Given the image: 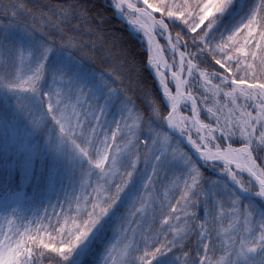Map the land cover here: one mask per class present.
Here are the masks:
<instances>
[{
    "label": "snow or ice",
    "instance_id": "1",
    "mask_svg": "<svg viewBox=\"0 0 264 264\" xmlns=\"http://www.w3.org/2000/svg\"><path fill=\"white\" fill-rule=\"evenodd\" d=\"M142 2L144 7L141 8L129 0H112L118 12L122 13L126 6L136 14L135 20H129V23L134 24L135 30L147 37L150 47L154 43V31L157 28L163 30L159 35L168 30L165 15L170 20L175 18L173 24L182 20L188 32L196 35L191 37L195 51L189 52L185 45V51L179 53L181 69L187 53V70L189 76H192L198 69L195 58L207 52L228 76H222L218 71L210 74L200 71V77L206 78V83L208 79L217 76L220 77V85L230 82L231 91L224 92V95L231 97L233 105H236V93L251 102L242 108L237 106L240 117L235 121V129L231 126L221 128L219 122L217 128L212 129L196 120V124H199L197 131L208 128V139L212 132L219 130L226 141L238 138L240 147H233L229 143L228 147L222 148L217 143L216 151L211 152L201 151L191 139L189 142L200 153L205 166L211 167L208 161H223L222 171L245 197L252 194L255 186L251 181L245 184L238 179L230 166L235 164L237 169L246 170L258 183L255 196L264 200V170L258 171L253 157V152L264 148V0H195L194 3L184 0L182 4L172 0ZM21 12L35 19L25 0H17L13 17ZM155 12L160 13L159 19L153 16ZM85 14L86 9L75 4L40 12V19L47 21L61 34L59 45L43 33L38 38L31 28L22 29L15 39L7 33L0 35V57L3 58L0 67L14 68V72H9L6 77L0 76V94L5 102L25 114L33 130L47 131L50 151L57 158L65 160L74 175L79 174L81 187L85 189L83 195H73L63 203L58 202L60 212L55 211L56 206H53L52 214H48L45 209L44 216L29 222L35 223L34 229L29 226H25L23 231L13 229L14 221L8 219L9 231L0 228V236H3L0 239V264H39L44 259H52L48 253L55 255L58 264H90L89 257L94 246L103 239L111 226L119 222L121 230L127 231L124 224L129 217L145 213L149 203L143 193L153 182V175H158L165 168H177L181 172L176 181L179 198L175 204L167 205L170 213L183 212L187 216L190 214V206L199 207L203 200L207 206L206 218L210 216L214 224L220 225L216 228L217 237L229 233L225 239L219 240V249L223 254L216 259L217 246L209 243L212 239L211 231L206 223H200L196 233L199 237L197 258L193 264H264V206H260L257 211L254 202H246L235 191L226 192V201L225 196L215 190L219 187L218 183H206L198 165L188 154L173 147L168 135L152 140L155 147L145 154L144 168L138 167L140 158L137 145L144 143L147 146L148 140L140 138L134 142L135 132L132 129L143 127V114L135 107L131 97L121 99L119 90L110 87L103 76H90L75 56L74 50L80 47V42L66 32L70 25L78 30L79 22ZM202 26V31L197 33ZM181 39L179 32L175 42L169 37L173 52L179 51ZM149 63L158 67L160 61L150 57ZM241 71L244 75H237ZM173 79L176 81V96L171 94L167 85L163 88V94L172 109L164 119L169 129L176 130L179 125L173 113L182 97L185 81L180 78L179 72L173 73ZM161 84H164L163 80ZM220 85H213L217 92L221 90ZM116 101L120 104L124 126L132 133L122 145L116 142L121 121L113 120L116 130L111 131L110 138L101 124V118L106 117L108 109ZM192 103L195 119V100ZM248 108H255V115ZM149 109L151 116L147 124L151 132L155 131L151 125L154 118H159V109L154 103L149 104ZM183 131L181 129V135ZM205 139L201 136L202 141ZM204 147L207 149V144ZM25 169L26 177L30 179V160L26 162ZM180 181H183L182 187ZM137 204L140 206L137 207ZM191 214L195 215L194 212ZM175 219H179V216ZM224 219L228 220L227 228H223ZM161 223L169 225V218H163ZM169 231L172 232L171 239L156 240L151 244V238L145 235L144 248L139 255H133L140 253L138 245L133 248L132 243L124 244L122 252L127 257L124 264H188L186 259L181 261L175 255L174 249L182 245L193 228L187 226L176 229L170 226ZM157 235L166 236V233ZM201 247L203 252L199 251ZM115 248V244L104 247L103 264L113 259ZM184 256L187 257L188 253H184Z\"/></svg>",
    "mask_w": 264,
    "mask_h": 264
},
{
    "label": "trees",
    "instance_id": "2",
    "mask_svg": "<svg viewBox=\"0 0 264 264\" xmlns=\"http://www.w3.org/2000/svg\"><path fill=\"white\" fill-rule=\"evenodd\" d=\"M25 2L28 8L32 10L35 19H33V16L27 15L24 12L13 17V9L17 7V0H0V35L7 33L15 39L17 35L21 34L22 29L31 28L35 31L38 38L43 33L48 39L55 40L57 45H59L61 43V34L51 24H48L47 21L40 19V12L69 4H75L78 7L86 9L85 17L79 22L80 27L78 30L71 25L66 28V32L80 42V47L74 50L76 58L90 76L97 78L103 76L110 87L118 89L121 99H124L126 96L131 97L135 107L143 114L145 123L140 128L141 131L145 132L147 126H149L147 121L151 116L149 109L150 103H154L159 109V118H154L153 127L165 130L162 121L168 115L169 110L150 71L148 53L144 44L134 37L127 25L116 18L115 11L111 7L109 0H25ZM164 20L169 25L168 29L173 39H176L178 32L180 33L182 37L180 41L182 44L181 49L185 51V45H187L189 52L195 51L191 37L196 35V33L188 32L187 27L181 20H177L173 24L172 21L175 19L172 18L170 20L166 15L164 16ZM74 23H76L75 20ZM202 29L203 26L197 30V33L202 31ZM10 63L11 60L9 59ZM195 63L198 65L199 72L206 71L210 74L218 71L222 76H228V73L220 69L215 64L212 56L207 52L202 57L195 58ZM233 72L235 73L234 68ZM110 73L111 75H109ZM237 75L243 76L244 74L239 72ZM205 79L199 78L196 75H193L190 79V91L198 99L199 103L200 121L216 128L219 122L221 128L231 126L235 129V121L240 117V111L237 110V106L242 108L251 102L245 101L239 97V93H236L237 101L236 105H233L231 97H225L224 95V92L231 91L232 85L230 82L225 85H220L219 76L208 79L207 83ZM213 85H220L221 90L217 92ZM209 109L215 111L214 116L209 112ZM109 110L110 115L120 117L119 101H116L113 106H110ZM247 110L251 111L253 115L256 113L255 108H248ZM14 114L16 113L14 112ZM14 114L8 113L5 110L0 111V188H7L9 189L8 195H14L21 186H24L26 196L28 195L30 199L37 200V198L41 197L47 191L52 180L55 179L56 183L61 179L67 181L72 168L68 164H65L64 161H58L56 156L50 151L47 142L49 137L47 131L44 129H41L27 141L29 144L27 146V157L22 154L16 155V147L10 145L11 137L8 141H4L5 136L7 138L15 133L11 131V128L17 124L19 126L18 118L15 121L16 115ZM10 118H12V122H10ZM257 128L256 135L258 136L259 125ZM21 136L25 138L24 134ZM169 137L173 142L175 140L178 141L170 135ZM229 142L233 146H241L238 138H232ZM180 146L183 150H186L181 144ZM253 157L256 164L263 169L264 148L260 151L253 152ZM29 160L32 162L30 179L26 177L25 169L26 162ZM199 168L205 177V181L208 182L214 177L212 171L208 168H202L200 166ZM161 173L162 170L159 171L152 183V193L158 192L163 183L161 182ZM74 180H76L75 175L69 179V182L72 185L71 189L76 191L81 186V181L80 179L78 181ZM83 194L84 191L82 190L81 195ZM178 198L179 196L177 195L175 200H173V204H175ZM256 204L259 207L264 206L260 201H256ZM73 206L75 207L74 204ZM194 212L196 217L194 218L195 222L192 226L195 229L184 240L182 245L174 249V253L180 254L181 256H184V253H188L187 257L184 256L188 264H193V260L197 258L199 237L196 233L197 229H199V224L204 222L210 228L209 216L206 218L207 206L203 200H201L199 207ZM111 233L112 231L109 228L105 232L103 239L94 246L92 255L89 257L90 264L97 263V255L103 244L111 236ZM124 238L125 236L122 239V247ZM160 238L157 240H160ZM199 251L203 252L202 247ZM47 255L52 257V259H44L39 261V264H58L54 254L48 253ZM117 264L119 263L117 262Z\"/></svg>",
    "mask_w": 264,
    "mask_h": 264
},
{
    "label": "rangeland",
    "instance_id": "3",
    "mask_svg": "<svg viewBox=\"0 0 264 264\" xmlns=\"http://www.w3.org/2000/svg\"><path fill=\"white\" fill-rule=\"evenodd\" d=\"M130 2L137 3V6L138 7L140 6V4L138 3L137 0H131ZM152 2H156V0H152ZM172 2L182 4V3H184V0H172ZM194 2H195V0H189V3H194ZM111 6H113L112 3H111ZM197 11H198V9H197ZM157 13H159V12H157ZM122 17L128 23H129V20H135V18H136V16L134 14L128 13L125 11L122 12ZM135 28H136V26L132 25V29H135ZM157 32H159V33L162 32V29L157 28ZM142 41L144 43L146 51H148V57L150 60L152 51H151L149 45L147 44V41L143 38H142ZM160 46L163 49V53H164L169 65H170V67L172 68L171 70H173L174 72L178 71L179 67H180L178 55H175L163 40H160ZM178 47H179V49L182 47L181 42H180ZM2 59L3 58L0 57V60H2ZM9 59L11 60V58H9ZM149 68H150V71L152 72L154 78L156 79L157 76H156L155 67L150 65V63H149ZM187 68H188V66H187L186 62L184 61L183 68L181 69L183 80L185 81V83H184L185 86H184L183 91L185 93L189 92L190 94H192L190 91V86H191L190 79L197 72H194V74L192 76H189ZM9 72H14V68L8 67L5 69L3 67H0V76L6 77ZM241 73L244 74L243 71H241ZM161 80L164 81V84H161ZM161 80L159 82L160 92L163 93L164 85H167L169 88V91L174 94L175 93L174 83L169 79V77L164 75L163 78H161ZM157 81H158V79H157ZM162 98L165 101V103L167 104V107L170 108V105L167 103V98L164 96V94L162 95ZM73 102H74V99H73ZM9 104L10 103L5 102L3 95L0 94V111L5 110L8 113H12V114H14V112H15L16 113V114H14V115H16L15 121H16V118H18V123H19V126L17 124L11 128V131H13L15 133L12 136H9L7 138L5 136L4 141H8L9 138L11 137L10 145H14L16 147V149H17L16 155L22 154L23 156L27 157V150H28L27 146H29L27 141H29V139L32 136H34L37 132H39L40 130L39 131L33 130L31 125L28 124L27 119H25V114L17 111L11 104L10 105ZM190 109H191V103L185 99L181 100V103H180L178 110H177L179 113L181 121H180V123L178 121H176V123L179 125L177 130L181 132V129H183L184 130L183 135L186 137H189L202 150L201 144H200V131H197L198 127L194 124V122L190 116ZM196 111H197V119L199 120L200 119L199 107L197 108ZM211 114H212V116H214L215 111H211ZM113 120H120L121 121V127H120V131L117 134V141L116 142L122 145L124 143V141L132 135V133L129 132V129L124 126V121L121 119V116L118 117L115 115H110V110L108 109L106 117L101 118V124L104 126V130L107 131L109 138L111 137V131L116 130V125L114 123H112ZM12 121H13L12 118H10V122H12ZM92 123L94 124L95 121H92ZM128 123L131 124L132 121L129 120ZM49 126L52 127L51 124H49ZM208 126H211V125H208ZM151 127L153 129H155V131L150 132L149 126H147L145 132L141 131L140 128H133L132 129V131L135 132V137L133 138L134 142L140 138L148 140L147 146L144 143H139L137 145L138 152H139V158H140L139 163H138V167L141 169L144 168L143 160H144L145 154L148 153L150 149H153L155 147V145H153V143H152V140L158 139V138L162 139L164 135H168L165 130L156 129V127L154 128L153 125H151ZM213 127H211V128H213ZM97 131L100 132L101 129L98 128ZM157 132L159 133V137H157ZM202 132H203L202 133L203 137L206 138L204 140V144H207V146L209 148L216 151L215 145L217 143L221 144L222 148H226L223 145L222 138L220 137V134L218 132H215V131L212 132L210 139H208V136H209L208 128L203 129ZM22 134H24L25 138H23L21 136ZM169 143L173 147L178 148L181 152H184L191 157V155L188 151L183 150L181 148L178 141L175 140L173 142L171 139H169ZM228 143H230V142L228 141ZM56 159L58 161H64L65 164H68L63 159H60L57 157H56ZM191 159L193 160L192 157H191ZM193 162L196 163L198 165V167L200 166L202 168H208L209 170L212 171L214 177L210 181L218 183L219 187L215 190L218 191L221 195H224L226 201H227L226 192L235 191V192L239 193L242 198H245L246 202H254V204L257 206V211L259 210V206L256 204V201H260L264 205V200H262L258 197L257 198L253 197V196H255V190L257 188H256V184L252 180H250L249 178L238 174L237 172H235L232 169V171L237 175L238 179H241L245 184H248V182L251 181L252 184L255 186V189L252 192V194L245 197V194L240 193L239 188L233 184L231 178L226 173H224L222 171V169H223L222 165L214 163V162H209V163H207L208 165H211V167H209V166H205V162H200V161H197L195 159L193 160ZM257 168H258V171L264 170V168L262 169L258 165H257ZM148 171L151 172V169L149 168ZM73 175L74 174H73V171L71 169V174L68 176L67 181H63L61 179L58 181V183H56L55 179L52 180L50 182V185H49V188L47 189V191L41 197L37 198V200L25 197L23 190H21L20 192H17L14 195H8L7 189L0 188V228H2L5 232H8L9 231V225L7 223V220L10 219V220L14 221V224L12 225L13 229H19L20 231H23L25 226H29V227L34 229L35 223L29 224V222L35 221L37 219V217H39V216H44L45 209H47L48 214H52L53 213V206H56L55 211L60 212L61 208L58 206V202L63 203V201L65 199L71 198L73 195H81L82 190L85 192V189L82 188L81 186L78 187V189L76 191H73L71 189L72 185H71V182H69V179ZM161 176H162L161 182H163V183L161 184L158 192H153V193L151 192V186H152V183L154 182L155 177H156V175H153V182L149 185V189L144 191V193H143L145 200L148 201V203H149V207L146 209L145 213L142 216L140 214H137L136 216H130L128 219V222L124 224V228L127 231L121 230V226H120L119 222L110 227V229L112 231L111 236L109 237L107 242H105L103 244V246L101 247V250L97 255V263L96 264H103L104 255H105L104 254V247L107 245H112V244H115L116 248L114 249V252H113V259L109 260L108 264H113V262H115V264H117V262L119 264H124V261L127 259V257L124 256V254L122 252L123 247L121 246L122 241H123L122 239L124 236H125V238H124L123 245L126 243H132L133 248H135L138 245L139 248L141 249V251H140V253H133V255H139V254H142V251L144 248L143 238L145 235H147L151 238V240L149 241V243L151 244L153 241H156L160 237H162V238H160L159 241H164L166 238L171 239L172 238V232L169 231L170 226H172L176 229H184L187 226H191L193 229H195V227L192 225H194V222H195L194 218L196 217V215H192L191 213L194 212L195 210H197V207H191L190 206V208H189L190 214L187 216H185V214L183 212L170 213V209L167 207V205L169 203L173 204V200H175V197H177V195L179 196V192L176 190V181H177V178L181 176V172L177 168H165L162 170ZM75 177H76V180H74V181H78L80 179V176L78 173L75 174ZM93 180H95V178H93ZM205 182L207 183V181H205ZM225 185L228 186L227 189L225 188ZM180 186L181 187L183 186V181H180ZM89 191H91V190L89 189ZM136 206L139 207L140 205L137 204ZM73 208H75V207L73 206ZM13 210H15V211H13ZM176 216H179V219H175ZM165 217L169 218V225H162L161 220ZM209 220H210V228L209 229H210L211 234H212V239L209 240V243L217 246V251H216L215 255H216V259H219V256L223 254L222 250L219 249V240L225 239L229 233H222L221 237H217L216 228L219 227L220 225L214 224L212 222V219L210 216H209ZM185 222H187V225ZM227 227H228V220L224 219L223 220V228H227ZM198 231H199V229H197V232ZM158 233H166L167 237H165L164 235H157ZM191 233H192V231L189 232L188 236ZM181 234H183V233H181ZM188 236H187V238H188ZM2 238H3V236H0V239H2ZM175 255L179 256L181 261L186 259L184 256H181L180 254H175Z\"/></svg>",
    "mask_w": 264,
    "mask_h": 264
},
{
    "label": "water",
    "instance_id": "4",
    "mask_svg": "<svg viewBox=\"0 0 264 264\" xmlns=\"http://www.w3.org/2000/svg\"><path fill=\"white\" fill-rule=\"evenodd\" d=\"M129 1H131V0H129ZM139 3H140V6L139 7H144V4H143V2H142V0H137ZM117 10V9H116ZM123 11H126V12H129V13H132V14H134V15H136L135 13H133L131 10H129L126 6L124 7V9H123ZM148 11L149 12H151V9H148ZM153 14V16H158V14L155 12V13H152ZM117 18L120 20V21H122V22H124V23H126L129 27H130V24L126 21V20H124L122 17H121V12H118L117 13ZM160 17H158L157 19H159ZM163 31V30H162ZM154 36L157 38H159V39H161V40H163L166 44H167V46L173 51V49H172V47H171V45H170V43H169V37H171V35H170V32H169V30H167V32H164V37H162V36H158L157 35V32H154ZM172 40V39H171ZM173 42V41H172ZM157 46H159V40H157L156 41V47ZM153 52H154V50H153ZM180 52H182V51H177V52H174V54H178V53H180ZM185 60H186V62H187V60H188V56L186 55L185 56ZM179 66H180V63H179ZM180 68H181V66H180ZM167 76H173V73L174 72H168V71H166V72H164ZM175 91H176V86H175ZM186 96L191 100V102H193V100H195L194 99V97L190 94V93H187L186 94ZM195 102H196V107H197V101L195 100ZM180 103H181V99H180V102L178 103V105H177V109H178V107H179V105H180ZM192 109H193V103H192V108H191V111H190V115H191V117H192V120H193V122L196 124V120H198L196 117H195V119L193 118V115H192ZM171 111H169V113H170ZM169 115V114H168ZM163 124H164V127L166 128V130H167V132L170 134V135H172L173 137H175L176 139H178L179 141H180V143L191 153V155H192V157L193 158H195V159H197V160H199V161H201V162H204L203 160H201L200 159V153L199 152H197L196 151V148L195 147H193V143H190L189 142V139L187 138V137H185L184 135H181V132L180 131H177V130H173V129H169V127H168V125H167V123H166V120L164 119V121H163ZM201 124V123H200ZM196 126L199 128V124H196ZM203 129H206V128H201L200 129V144H201V147H202V150L201 151H211V152H215V150H213V149H211V148H209L208 146H207V149H205V147H204V140L202 141L201 140V136H203L202 135V131H203ZM220 135H222L221 133H220ZM223 142H224V144L226 145V147H228L229 146V144H228V142L223 138ZM208 162H210V161H208ZM212 162H216V161H212ZM223 162V161H222ZM220 165H223V163H220ZM230 168L231 169H233L235 172H237L238 174H240V175H243V176H245V177H247V178H249L250 180H252L255 184H256V190H258V183H257V181H256V179H255V177H252V176H250V174L246 171V170H244V171H241L240 169H237L236 168V166H235V164H232L231 166H230ZM256 197V196H255Z\"/></svg>",
    "mask_w": 264,
    "mask_h": 264
},
{
    "label": "bare ground",
    "instance_id": "5",
    "mask_svg": "<svg viewBox=\"0 0 264 264\" xmlns=\"http://www.w3.org/2000/svg\"><path fill=\"white\" fill-rule=\"evenodd\" d=\"M134 25V24H133ZM136 29V28H135ZM134 29V31L135 32H137L136 30ZM157 31V29L154 31V32H156ZM137 33H142V32H137ZM143 34V33H142ZM144 36V35H143ZM145 37V36H144ZM145 40L147 41V44L149 45V43H148V40H147V37H145ZM157 40H159V38L157 37H155L154 36V43H153V45L150 47V45H149V47H150V49H151V51H152V53H153V55L151 54V58H153L154 60L155 59H159V61H160V63H159V65H158V67H155V69H156V76H157V79H158V81L160 82V80H161V78H163V76L165 75V73L164 72H166V71H172L173 72V70H171L172 68L170 67V65H169V63H168V61H167V59H166V57H165V55H164V53H163V49L161 48V46L159 45L158 46V48L156 47V41ZM153 50H154V52H153ZM157 51H159V53H160V55L159 56H157ZM178 60H179V63L181 64V57H180V55L178 54ZM157 72H159L160 74L159 75H157ZM176 72H179V74H180V78L183 80V76H182V73H181V71H175L174 73H176ZM166 76V75H165ZM169 79L175 84V86H176V81L173 79V76H170L169 75ZM184 90V84H183V86H182V97L180 98L181 100L182 99H186L187 98V96H186V94H185V92L183 91ZM173 96H176V92L173 94V93H171ZM186 100H189L188 98L186 99ZM170 109H171V106H170ZM171 112H172V109H171ZM173 116H174V119H175V122L176 121H178V122H180L181 120H180V116H179V113H178V111H177V109H176V112L175 113H173ZM217 162H220V163H222V161H217ZM244 171V170H243Z\"/></svg>",
    "mask_w": 264,
    "mask_h": 264
}]
</instances>
